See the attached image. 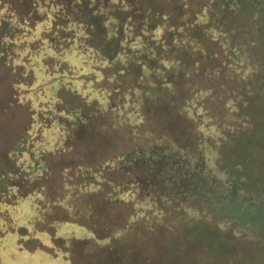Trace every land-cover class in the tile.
Returning a JSON list of instances; mask_svg holds the SVG:
<instances>
[{
    "label": "rangeland",
    "instance_id": "rangeland-1",
    "mask_svg": "<svg viewBox=\"0 0 264 264\" xmlns=\"http://www.w3.org/2000/svg\"><path fill=\"white\" fill-rule=\"evenodd\" d=\"M0 1V13L10 16L5 0ZM64 1L86 24L107 66L102 81L93 85L97 96L83 100L65 91L58 94L60 107L74 111L60 119L69 131L70 151L49 162L48 181L54 183L48 186L57 183L62 166L73 163L101 192L115 195L114 190H121L119 198L134 204L141 218L155 222L157 232L147 248L164 250L153 252L157 263L264 264V229L252 221L253 214L238 221L225 211L218 221L182 205L144 207L145 195L124 184L132 175L114 165L125 152L153 146L183 152L192 161L201 155L216 178L223 180L227 169L241 177L233 202L246 193L255 199L248 200V208L261 206L264 0H237V5H231L233 0ZM5 28L7 18L0 19V46L7 44L6 54L0 52V171L10 169L6 155L30 120L15 85L19 70L5 63L12 50L11 32ZM8 157L16 160L14 154ZM10 175L4 179L22 185V172ZM29 203L24 200L21 215L15 214L23 223L31 213ZM123 207L115 210L125 213ZM8 237L0 240L3 263L11 264L16 255L23 264L39 257L24 253Z\"/></svg>",
    "mask_w": 264,
    "mask_h": 264
},
{
    "label": "trees",
    "instance_id": "trees-1",
    "mask_svg": "<svg viewBox=\"0 0 264 264\" xmlns=\"http://www.w3.org/2000/svg\"><path fill=\"white\" fill-rule=\"evenodd\" d=\"M236 1L231 5L242 2ZM4 4L10 16L3 12L0 19L7 18L9 28L4 31L11 32L8 45H12L5 63L19 70L15 85L21 89V103L30 120L6 155L10 169L0 171V240L7 234L24 253H39L31 264H160L152 259L153 252L164 250L153 251L149 246L152 252H148L147 248L157 232L154 220L141 218L134 204L119 198L121 190H114L115 195L101 192L99 184L84 178L73 163L62 166L57 183L48 186L54 183L48 181L52 177L49 162L70 151L69 131L60 119L74 111L60 107L58 94L65 91L83 100L97 96L93 85L102 81L101 72L107 66L86 24L64 0H5ZM6 45L0 46V52L6 54ZM114 161L112 165L132 175L124 184L145 195L144 207L156 204L161 210L182 205L218 221L225 211L238 221L253 214L252 221L264 229V202L250 209L248 200L255 199L246 193L233 202L241 190V177L227 169L223 180L216 178L201 155L192 161L183 152L153 146L125 152ZM18 172H22V185L12 183L11 177L4 179ZM24 200L30 202L31 213L23 223L15 214H20ZM116 207H123L125 213ZM0 264H5L1 255ZM11 264H23V260L16 255Z\"/></svg>",
    "mask_w": 264,
    "mask_h": 264
}]
</instances>
